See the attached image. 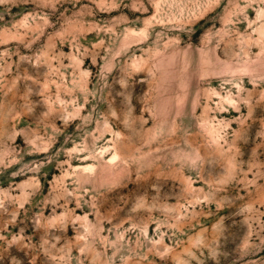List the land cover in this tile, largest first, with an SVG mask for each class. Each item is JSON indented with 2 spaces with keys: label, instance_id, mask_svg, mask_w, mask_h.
Instances as JSON below:
<instances>
[{
  "label": "rangeland",
  "instance_id": "rangeland-1",
  "mask_svg": "<svg viewBox=\"0 0 264 264\" xmlns=\"http://www.w3.org/2000/svg\"><path fill=\"white\" fill-rule=\"evenodd\" d=\"M0 264H264V0H0Z\"/></svg>",
  "mask_w": 264,
  "mask_h": 264
}]
</instances>
